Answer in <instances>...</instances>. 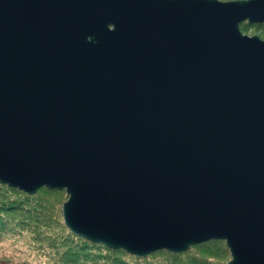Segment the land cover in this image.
<instances>
[{"label": "water", "instance_id": "1", "mask_svg": "<svg viewBox=\"0 0 264 264\" xmlns=\"http://www.w3.org/2000/svg\"><path fill=\"white\" fill-rule=\"evenodd\" d=\"M264 0H0V183L140 258L264 264Z\"/></svg>", "mask_w": 264, "mask_h": 264}, {"label": "rangeland", "instance_id": "2", "mask_svg": "<svg viewBox=\"0 0 264 264\" xmlns=\"http://www.w3.org/2000/svg\"><path fill=\"white\" fill-rule=\"evenodd\" d=\"M241 31L248 36L257 35L264 39L263 25L243 23ZM11 189L12 187L0 183V205L3 204L1 200L4 199L2 197L5 193L15 194ZM19 192L27 194L21 190ZM29 196L19 197L25 202L26 208L19 215V219L8 215L9 219H7L6 213L3 216L8 225L4 226L6 228L4 231H0V264H66L68 253L75 251L70 249V242H67L66 238L70 230L66 227L63 218V205L69 198L68 194L65 190L43 187L35 195ZM118 251L122 252L111 251L110 260L98 259L100 258L98 257L96 261L87 260L84 264H117L114 260L124 261L125 264H157L158 262L167 264L166 260L171 259L169 257L171 254L181 256L182 264H228L232 260L225 241H210L195 245L189 251L177 254L161 250L145 258L129 254L124 250Z\"/></svg>", "mask_w": 264, "mask_h": 264}, {"label": "trees", "instance_id": "3", "mask_svg": "<svg viewBox=\"0 0 264 264\" xmlns=\"http://www.w3.org/2000/svg\"><path fill=\"white\" fill-rule=\"evenodd\" d=\"M259 25V24H258ZM260 26V25H259ZM13 192H15V194L11 195V194H4V196L2 198H4L3 200V204L0 205V231H4L6 228H4V226L8 225V222L4 220L5 213H6V218L7 215L13 218H20L19 215L22 214L23 209L25 208V202L22 201L21 198H19L20 196H22V198H28L30 197L28 194H25L23 192H19L17 191L18 189H11ZM52 190H56V189H52ZM59 190V189H57ZM1 193V191H0ZM4 193V192H3ZM16 195H20V196H16ZM29 212V211H28ZM4 213V214H3ZM3 214V215H2ZM9 219V218H7ZM69 235L67 236V242H70V249L75 250L70 251L67 255L66 258V264H84L85 261L87 260H91V261H96L98 257V259H102L105 258L106 260H110V255H111V251L112 252H122V251H118V250H112L109 249L107 247L101 246L99 244H94L92 242H89L88 240H84L82 238H79L77 236H75L74 234H72L71 232H68ZM204 244V243H203ZM66 245V243L64 244ZM171 259L170 260H166L167 264H182L181 256L178 255H170L169 256ZM114 262L117 264H125L124 261H116L114 260ZM157 264H164L163 262H158Z\"/></svg>", "mask_w": 264, "mask_h": 264}, {"label": "flooded vegetation", "instance_id": "4", "mask_svg": "<svg viewBox=\"0 0 264 264\" xmlns=\"http://www.w3.org/2000/svg\"><path fill=\"white\" fill-rule=\"evenodd\" d=\"M259 25H263L264 26V23L263 24H259Z\"/></svg>", "mask_w": 264, "mask_h": 264}]
</instances>
